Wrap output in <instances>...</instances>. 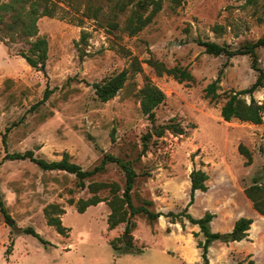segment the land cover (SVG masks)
<instances>
[{
  "label": "rangeland",
  "instance_id": "1",
  "mask_svg": "<svg viewBox=\"0 0 264 264\" xmlns=\"http://www.w3.org/2000/svg\"><path fill=\"white\" fill-rule=\"evenodd\" d=\"M51 1L55 16L38 22L40 36L49 43L47 75L20 56L26 48L22 43L10 47L0 41V196L9 216L0 207V264L204 263L198 248L204 236L186 218L172 223L162 216L151 223L137 215L130 233L127 224L110 229V188L93 194L78 186L75 175L7 158L29 151L49 162L68 154L86 171L106 155L130 163L138 175L134 206L151 201L149 210L165 215L184 211L191 173L202 170L209 176L208 190L197 192L189 213L195 218L215 214L211 228L222 235L232 232L240 218L253 220L245 240L215 241L210 263L264 264V217L245 193L255 184L264 187V124L226 122L221 115L231 95L252 87L259 73L250 56L228 60L207 54L200 45L214 42L235 51L263 38L264 0H162V10L137 34L131 33V19L135 13L150 16L153 5L140 10L139 4L151 0ZM258 57L264 71V48ZM152 60L187 70L193 80L159 76ZM125 70L123 89L112 100L100 101L94 85ZM222 70L218 97L212 99L206 89ZM147 84L165 95L154 121L141 107L140 92ZM254 97L263 105L264 88ZM241 145L252 155L249 165ZM99 183L116 184L122 195L126 176L118 164L109 163L86 181L87 186ZM94 196L105 202L80 213V200ZM51 206L65 210L60 217L67 236L48 225ZM27 228L50 244L24 235ZM126 245H132L130 250Z\"/></svg>",
  "mask_w": 264,
  "mask_h": 264
},
{
  "label": "trees",
  "instance_id": "2",
  "mask_svg": "<svg viewBox=\"0 0 264 264\" xmlns=\"http://www.w3.org/2000/svg\"><path fill=\"white\" fill-rule=\"evenodd\" d=\"M180 4L182 0H175ZM257 0H249V2H255ZM153 5L154 9L150 16L144 18L142 14L135 13L131 19L130 26L132 34H137L142 31L147 25H149L153 17L162 10V0L156 1L151 0L150 3L140 2V10L146 9ZM56 4L51 0H10L9 2L0 3V41L5 43L7 46L12 47L13 44L22 43L26 48L20 51V56L26 60L28 65L47 75V61L49 55V43L45 37L40 36L38 22L44 17H54L56 13ZM124 7H122L123 9ZM87 38V34H83L82 40ZM200 45L205 48L206 53L214 55L216 57L226 56L228 60L239 56L247 55L252 58L253 69L259 73V77L252 87L242 90L238 93L231 95L229 100L222 107L221 115L226 122H231L233 119H238L241 122L252 123L255 125L264 124V104H259L254 95L255 93L264 88V71L259 66L258 50L264 48V37L254 43H249L243 48L238 50H231L228 46H222L214 42H200ZM154 67L159 76L168 75L172 76L179 81L193 80L192 75L187 70L180 68H167L163 63L152 60L149 62ZM224 75V70L220 71L219 76L215 82L208 86L206 89L207 96H211L212 99L218 97L217 90L219 84ZM128 79V72L125 70L120 74L108 79L103 83L94 85L96 94L100 101L108 102L115 98L119 91L123 89ZM141 107L145 115L150 120L155 119V110L164 102V93L156 86L147 84L141 90ZM242 96L250 97V103L242 99ZM49 98V90L45 93V98ZM179 134L184 133L182 129L178 130ZM163 135V132H160ZM239 150L241 154L245 155L248 159L247 164L252 162L251 153L244 147L240 146ZM8 159L11 160H29L45 171H62L69 174L75 175L78 179V186L85 190L88 188L91 193L97 194L102 190L110 188L113 194V198L108 201V205L111 208V214L108 218V224L110 229L116 228L120 224H127V233L131 230V220L137 215H145L151 223L159 220L162 216L171 218L172 223L181 221L186 218L192 225L200 228L201 234L204 236V241L199 242L198 248L202 250L203 264H211L209 261V251L211 245L224 237L228 242H241L248 237V232L251 230L253 220L249 218H240L234 226L232 232L222 235L212 231L211 224L215 219L216 215L207 212L202 218H195L189 213L190 207L194 204L196 194L198 191L207 192L208 187L206 182L209 180V176L202 170H194L191 173V193L190 201L187 204L184 211L181 213L169 212L168 214H162L158 212H152L149 210V206H152L151 201H146L144 207L136 208L133 204L132 193L138 177L136 171L132 168L130 163L121 162L119 159L106 155L102 160V163L95 167L91 171L84 170L80 165L71 162L70 156L65 154L64 158L60 161L49 162L44 159H39L35 156L33 151L26 152L24 154L8 155ZM109 163L118 164L126 176V186L122 195H119L121 191L116 184L99 183L90 184L87 186L86 181L99 173H103L106 166ZM247 197L252 201L254 209L264 217V187L255 184L245 191ZM105 202V200L94 196L92 199L87 201L80 200L78 203V211L85 213L90 207L98 206ZM71 204L73 202L71 201ZM0 207L2 213L9 219V216L5 210L3 201L0 196ZM66 214L64 209L58 206H51L46 210V216L48 217V225L55 227L58 233L63 236L69 234V229L63 225L61 215ZM24 235H32L39 239L44 245L50 243L46 241L42 236L37 233L34 228H27L21 231ZM115 248L117 247L113 242L111 243ZM132 245H126V250H130ZM252 264H254L252 262Z\"/></svg>",
  "mask_w": 264,
  "mask_h": 264
},
{
  "label": "water",
  "instance_id": "3",
  "mask_svg": "<svg viewBox=\"0 0 264 264\" xmlns=\"http://www.w3.org/2000/svg\"><path fill=\"white\" fill-rule=\"evenodd\" d=\"M10 226L13 227L14 226V222L13 221H10ZM224 237L221 238V240H223Z\"/></svg>",
  "mask_w": 264,
  "mask_h": 264
}]
</instances>
